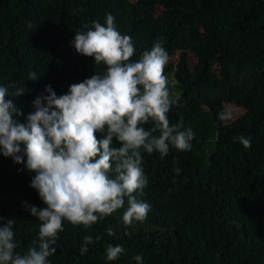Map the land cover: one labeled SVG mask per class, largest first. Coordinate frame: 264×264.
I'll list each match as a JSON object with an SVG mask.
<instances>
[{"label": "trees", "instance_id": "obj_1", "mask_svg": "<svg viewBox=\"0 0 264 264\" xmlns=\"http://www.w3.org/2000/svg\"><path fill=\"white\" fill-rule=\"evenodd\" d=\"M108 14L132 38L133 60L163 39L165 75L174 77L179 92L169 82L175 104L168 118L191 128L194 139L190 150L170 147L164 158L143 153L148 185L138 199L150 205L145 220L125 226V202L90 228L65 221L49 264H137L136 256L142 264H264V0H0V86L22 113L14 119L26 124L47 86L60 96L106 71L78 54L72 41ZM32 71L35 81L28 79ZM23 86V95H12ZM228 103L245 114L227 124ZM238 136L250 138L251 146ZM111 146L121 144L114 138ZM26 159L15 164L0 155V217L15 218L21 254L39 236L40 222L28 206L46 207L30 187L35 173ZM85 236L93 243L81 255ZM109 244L125 249L115 261L106 258Z\"/></svg>", "mask_w": 264, "mask_h": 264}, {"label": "clouds", "instance_id": "obj_2", "mask_svg": "<svg viewBox=\"0 0 264 264\" xmlns=\"http://www.w3.org/2000/svg\"><path fill=\"white\" fill-rule=\"evenodd\" d=\"M85 27L86 31L75 32L72 45L78 54L103 64V74L70 85L60 96L47 86V95L33 101L35 110L26 124L14 119L22 113L6 100L7 87L0 86V155L11 157L15 164L27 158L26 168L35 173L30 187L46 205L27 208L40 227L38 242L33 241L24 254L16 251L15 218L5 222L0 217V264H49L65 221L90 228L123 209L125 202L121 217L125 226L145 220L150 205L138 199L148 185L143 153L157 152L164 158L170 147L178 151L191 148L192 129H184L182 123L173 125L168 118L175 100L165 75L169 55L163 39L133 60L132 38L118 31L111 14L105 23ZM37 78L34 71L28 74L30 81ZM24 92L25 86L18 87L12 95ZM149 121L154 126L146 129ZM114 138L121 147L111 146ZM236 139L245 148L251 146L250 138ZM175 172L179 174L180 169ZM106 232L113 237L116 227ZM92 243L91 236L84 237L81 255ZM124 251L121 245L109 244L106 258L115 261ZM134 259L142 264L141 256Z\"/></svg>", "mask_w": 264, "mask_h": 264}, {"label": "rangeland", "instance_id": "obj_3", "mask_svg": "<svg viewBox=\"0 0 264 264\" xmlns=\"http://www.w3.org/2000/svg\"><path fill=\"white\" fill-rule=\"evenodd\" d=\"M132 1L139 2V1H146V0H132ZM190 60H191L192 67H195L197 65L196 57L191 55ZM172 61L174 63H177L178 57H174L172 59ZM168 81L171 83V86L173 88V94L178 95L179 92H178L177 83H176L174 77L169 76ZM226 109H227V114H226L225 122L227 124L234 122L235 120L239 119L240 117H242L245 114V109L242 107H239L235 104H231V103L226 104Z\"/></svg>", "mask_w": 264, "mask_h": 264}]
</instances>
